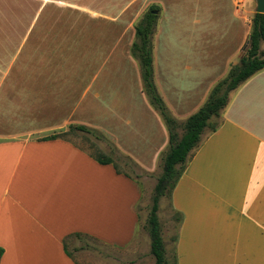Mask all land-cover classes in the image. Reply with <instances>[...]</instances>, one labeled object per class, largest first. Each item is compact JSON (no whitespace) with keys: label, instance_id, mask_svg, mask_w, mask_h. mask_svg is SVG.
I'll list each match as a JSON object with an SVG mask.
<instances>
[{"label":"crops","instance_id":"crops-1","mask_svg":"<svg viewBox=\"0 0 264 264\" xmlns=\"http://www.w3.org/2000/svg\"><path fill=\"white\" fill-rule=\"evenodd\" d=\"M31 1L38 18L47 6L86 18L0 27V264H79L75 254L89 242L123 258L146 247L150 254L137 176L154 174L168 133L131 54L135 25L157 16L153 80L183 123L237 63L256 1ZM210 122L217 129L204 133L166 196L181 216L170 240L163 237L166 257L264 264V70ZM71 125L98 135L119 173L73 139H47Z\"/></svg>","mask_w":264,"mask_h":264},{"label":"trees","instance_id":"trees-1","mask_svg":"<svg viewBox=\"0 0 264 264\" xmlns=\"http://www.w3.org/2000/svg\"><path fill=\"white\" fill-rule=\"evenodd\" d=\"M157 16L146 13L135 25V41L131 46V54L138 61L141 71L143 92L151 106L158 112L168 133V146L161 156L162 172L156 180L149 206L146 228L150 238V254L155 264H176L175 257L169 261L166 257L162 228L158 217L159 202L164 196H170L179 181L192 153L199 147L202 136L206 131L213 133L218 123H211V119H218L229 102L230 94L257 72L264 70V14L255 13L252 17L248 42L238 59L232 65L226 77L220 80L210 91L201 108L179 123L170 113L164 101L157 92L153 80L152 68V35ZM82 132L94 134L84 126H69L65 132L56 133L47 139H64L70 133ZM99 164L113 165L119 170L114 161L101 153L93 154ZM173 220L178 224L180 214L174 213ZM3 250L0 249V258Z\"/></svg>","mask_w":264,"mask_h":264},{"label":"rangeland","instance_id":"rangeland-1","mask_svg":"<svg viewBox=\"0 0 264 264\" xmlns=\"http://www.w3.org/2000/svg\"><path fill=\"white\" fill-rule=\"evenodd\" d=\"M32 4L36 5L31 0H0V27L5 25L8 29L9 25H25L28 23L37 24L43 22L84 23V20L86 18L83 14H81V12H70V10L67 9L62 10V6L57 8L47 6L44 9V12H42V14L38 18L37 15H34L35 12H33ZM21 34L22 33H13L14 39H20ZM16 36H18V38H16ZM67 137L78 142L81 146L88 148L92 154H102L99 149L100 138L96 134L94 135L82 132H73L70 133ZM161 172L162 163L160 159L157 163L154 174L137 176L143 186V197L138 206V212H140V229L141 232H145V234L147 233V235L148 232L146 228L145 217L147 218L149 206L151 204V198L153 195V189L156 184V180L160 176ZM170 209L172 210V207L169 204V198L166 196L162 197L159 202L158 217L162 228V237H164V239L167 241L170 240V236L172 237L174 235L175 229L178 228L177 226L179 225V223L177 224L173 220V215ZM143 225L144 228H142ZM74 243L76 246H80L81 244V242L79 241H76ZM89 244V248H86V250L75 254L76 260L79 264H155L153 257L148 253L147 247L146 250H141L139 252V256H134L131 254V252H129L128 254H125L126 256H124L123 258V254L110 251V249L103 247L101 244H97L95 242H89ZM169 245L172 246V243H169ZM148 249H150V246L148 247ZM108 253L109 256H107ZM167 258L170 260V253L169 255H167ZM177 263L178 261L176 262V264Z\"/></svg>","mask_w":264,"mask_h":264},{"label":"water","instance_id":"water-1","mask_svg":"<svg viewBox=\"0 0 264 264\" xmlns=\"http://www.w3.org/2000/svg\"><path fill=\"white\" fill-rule=\"evenodd\" d=\"M255 1H256L255 13L264 14V0H255Z\"/></svg>","mask_w":264,"mask_h":264}]
</instances>
